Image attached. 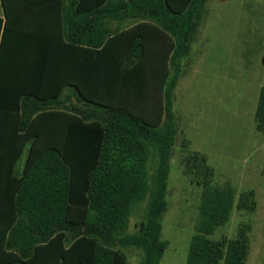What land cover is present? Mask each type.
I'll return each mask as SVG.
<instances>
[{
  "label": "trees",
  "instance_id": "obj_1",
  "mask_svg": "<svg viewBox=\"0 0 264 264\" xmlns=\"http://www.w3.org/2000/svg\"><path fill=\"white\" fill-rule=\"evenodd\" d=\"M205 2L0 0V264H125V248L158 264L172 93ZM253 121L264 131V86ZM179 147L200 187L184 264H244L248 223L211 235L255 210L253 190L212 186L205 158Z\"/></svg>",
  "mask_w": 264,
  "mask_h": 264
},
{
  "label": "rangeland",
  "instance_id": "obj_2",
  "mask_svg": "<svg viewBox=\"0 0 264 264\" xmlns=\"http://www.w3.org/2000/svg\"><path fill=\"white\" fill-rule=\"evenodd\" d=\"M263 57L264 0H206L172 93L177 135L161 217L160 238L167 245L158 264H184L196 218L200 187L182 173L180 141L205 158L212 186L229 185L236 193L253 190L255 210L232 209L211 238L232 237L237 224L246 222L250 232L244 264H264V131L257 132L253 121L257 90L264 86ZM144 204L132 211L127 232L141 219ZM123 252L125 264H138L139 250Z\"/></svg>",
  "mask_w": 264,
  "mask_h": 264
},
{
  "label": "crops",
  "instance_id": "obj_3",
  "mask_svg": "<svg viewBox=\"0 0 264 264\" xmlns=\"http://www.w3.org/2000/svg\"><path fill=\"white\" fill-rule=\"evenodd\" d=\"M0 11H1V8H0ZM108 25H109L110 27L118 26L119 28H126V27L129 25V22H127V21H123V22H121V23H117V22H115V21H111V20H109V21H108Z\"/></svg>",
  "mask_w": 264,
  "mask_h": 264
},
{
  "label": "water",
  "instance_id": "obj_4",
  "mask_svg": "<svg viewBox=\"0 0 264 264\" xmlns=\"http://www.w3.org/2000/svg\"><path fill=\"white\" fill-rule=\"evenodd\" d=\"M263 60H264V57H263Z\"/></svg>",
  "mask_w": 264,
  "mask_h": 264
}]
</instances>
